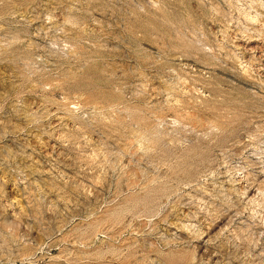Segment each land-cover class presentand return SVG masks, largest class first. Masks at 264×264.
<instances>
[{
	"label": "rangeland",
	"instance_id": "1",
	"mask_svg": "<svg viewBox=\"0 0 264 264\" xmlns=\"http://www.w3.org/2000/svg\"><path fill=\"white\" fill-rule=\"evenodd\" d=\"M0 264H264V0H0Z\"/></svg>",
	"mask_w": 264,
	"mask_h": 264
}]
</instances>
